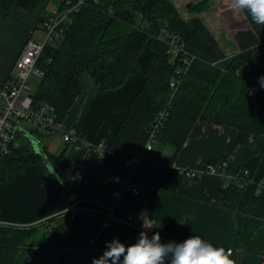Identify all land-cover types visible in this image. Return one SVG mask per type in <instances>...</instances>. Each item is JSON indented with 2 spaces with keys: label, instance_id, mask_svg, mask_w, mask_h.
<instances>
[{
  "label": "crops",
  "instance_id": "crops-1",
  "mask_svg": "<svg viewBox=\"0 0 264 264\" xmlns=\"http://www.w3.org/2000/svg\"><path fill=\"white\" fill-rule=\"evenodd\" d=\"M170 1L183 20L197 19L204 25L217 41L223 57L239 53L235 36L239 31L248 30L249 25L243 13L232 10L230 0ZM198 4H202V10L188 11V5ZM56 6L52 0H39L32 11L17 5L9 11L0 9V86L10 81L14 73L13 64L25 42L29 38H41V18ZM35 34L40 36L37 38ZM150 54L148 45H145L125 82L114 89L99 90L88 75L81 76V91L64 120L67 125L79 128L86 143L111 145L133 97L144 84V65ZM262 76L264 72L251 78V82L258 84ZM35 130L31 129L29 134L21 137V146L29 144L30 149L39 155L47 152L57 156L64 148L66 151L56 166L48 164L44 168L42 163L27 165L11 182L0 183V225L46 230L56 226L63 218L61 210L72 202L68 196L60 195V189L69 184L71 169L83 163L86 168L82 172L81 183L76 186L83 197L100 194L109 200H117L134 222L152 219L155 232L175 242L198 235L216 247L230 249L233 251L230 259L234 264H264V190L255 192L254 196L252 190L257 182H264V134L250 138L248 145H235V129L197 123L173 165L166 162L171 150L156 144L152 153L145 154L147 164L133 173L126 164L128 156L132 155L129 151L124 155L108 153L96 156L84 145L77 150L65 144L60 152L53 147L49 149L45 144L38 149L31 141ZM132 153L136 155L140 151ZM225 160L228 168L220 176L204 175L192 180L180 174V169L200 170L210 161L220 165ZM244 170L248 172V183L235 210L223 208L220 206L223 186L229 178ZM119 178H126L138 194L130 191L119 193ZM252 197H255L254 202ZM81 217L87 220L93 231L98 223L95 216L82 213ZM121 232L112 225L106 235L89 248L92 251L87 248L74 250L71 258L82 252L102 253L106 242L118 236L127 237L124 231Z\"/></svg>",
  "mask_w": 264,
  "mask_h": 264
},
{
  "label": "trees",
  "instance_id": "trees-1",
  "mask_svg": "<svg viewBox=\"0 0 264 264\" xmlns=\"http://www.w3.org/2000/svg\"><path fill=\"white\" fill-rule=\"evenodd\" d=\"M38 1L0 0V9L9 11L17 5L32 11ZM187 9L194 13L203 8L198 4L188 5ZM243 15L249 29L235 36L240 51L222 60L217 41L204 25L197 19L183 20L170 0H98L97 3L89 0L72 16V24L62 37L55 44L45 46L38 57L36 67L42 75L37 78L33 99L53 105L56 118L64 120L81 91L82 75H88L99 90L117 88L125 82L148 45L151 54L144 65V84L119 123L108 153L124 155L129 151L133 155L132 152L140 151L148 138L149 125L168 101V116L156 143L171 150L166 159L168 165L174 164L197 123L235 129L234 144L248 145L250 138L264 134V90H256L254 97L247 94L252 88L251 78L264 72V26ZM160 28L177 34L198 57L181 77L171 100L169 82L175 78V69L168 63L163 44L148 38L149 34L155 36ZM219 60L222 61L211 66ZM65 151L66 148L57 156L47 152L39 155L29 144L20 146L15 152L0 156V183L11 182L27 165L56 166ZM241 184V179L229 181L221 190L220 206L235 210L245 188ZM252 190L254 196L256 185ZM62 194L71 200L76 199L74 196L83 197L70 183L62 186ZM32 229L0 225V264H30L22 258L24 247L29 246L26 241L33 235ZM91 233L83 217L70 220L63 216L34 246L39 251H48L43 252L46 260L42 264H53L56 259V264H66L72 251L85 248L84 242Z\"/></svg>",
  "mask_w": 264,
  "mask_h": 264
},
{
  "label": "built area",
  "instance_id": "built-area-1",
  "mask_svg": "<svg viewBox=\"0 0 264 264\" xmlns=\"http://www.w3.org/2000/svg\"><path fill=\"white\" fill-rule=\"evenodd\" d=\"M52 1L56 2L57 6L45 12L39 24L42 37L39 40L29 38L25 42L13 64L14 73L11 75L10 81L0 86V156H7L18 150L21 146V137L29 134L31 129L40 130L47 136L58 135L63 143L71 145L77 150L84 145L96 156H104L108 153V147L104 143L94 145L86 143L77 126L67 125L65 120L57 119L53 105L45 101L36 102L33 99L30 79L32 77L40 78L42 75L36 67L38 57L45 46L55 44L62 37L65 29L72 24V16L89 0ZM91 1L98 2V0ZM148 38L163 44L168 63L175 69V78L169 82L171 92L169 100H171L178 89L181 77L189 71L198 57L187 49L185 42L177 34L166 29L160 28L155 36L149 34ZM224 59L226 58L223 57L222 60ZM222 60L211 63V66H216ZM256 90H264V87H261L260 83L252 84V88L247 93L248 96L254 97ZM169 108L170 101L157 113L149 125L148 138L140 153L127 158V167L133 173H137L141 167L147 164L144 159L145 154L153 152L157 137L167 119ZM85 168L83 163H79L71 169L69 183L78 186ZM227 168L226 160L220 165L208 162L200 170L180 169V174L184 178L197 180L204 175L220 176ZM234 179H241L240 186L244 187L248 183V172L244 170L236 173L229 178L223 189L228 186L230 180ZM255 185L257 193L264 190L263 181H259ZM117 191L119 193L130 191L134 195L138 194V191L130 185L126 178L117 180ZM82 213L95 216L94 218L98 222L88 240L90 247L97 244L112 225H116L127 234V238L135 241L139 238V233L145 230L142 227L144 222L154 225L153 220L149 218L138 223L134 222L133 217L119 205L117 200H109L100 194H91L72 200L70 205L61 210L60 215L68 216L70 220H73L75 217L81 216ZM147 231L149 237L156 233L154 226ZM160 236L162 243L173 241L168 236ZM225 251L233 253L230 249Z\"/></svg>",
  "mask_w": 264,
  "mask_h": 264
},
{
  "label": "clouds",
  "instance_id": "clouds-1",
  "mask_svg": "<svg viewBox=\"0 0 264 264\" xmlns=\"http://www.w3.org/2000/svg\"><path fill=\"white\" fill-rule=\"evenodd\" d=\"M230 5L234 12L244 13L254 24L264 26V0H230ZM259 83L264 87V76ZM142 227L145 230L135 243L126 245L118 238L106 242L104 251L93 258L92 264H234L230 252L198 235L179 243H162L159 232L149 237L147 230L153 228L150 222H144Z\"/></svg>",
  "mask_w": 264,
  "mask_h": 264
},
{
  "label": "rangeland",
  "instance_id": "rangeland-1",
  "mask_svg": "<svg viewBox=\"0 0 264 264\" xmlns=\"http://www.w3.org/2000/svg\"><path fill=\"white\" fill-rule=\"evenodd\" d=\"M55 5H53V6H55ZM41 34H42V32H41ZM35 36L38 38L40 35L35 34ZM38 82H39V80L36 77H32L30 79L32 90H35V88L38 85ZM31 141H32V145H36V147H38V149H40L41 144L42 145L45 144L49 149H52L51 147L55 148L56 152H60L62 150V148H64V145H65V143L62 142L60 136H58V135L47 136L45 133L41 132L40 130L33 131V133L31 134ZM35 154H39V152H35ZM31 228H34V229H32L33 235L30 238H28V240L26 241V243L29 246L24 247L25 255L23 256L22 259L24 260V262L29 261L30 264H41L45 260V257L42 254L43 251L36 250L39 248L35 247L34 245L41 238H43V234H45V232L47 230H46V228H41V227L40 228L24 227L23 229L31 230ZM90 251H92V250H90ZM62 253H65V252H62ZM74 253L75 252L72 251L71 255L67 257L66 264H92L93 258H98L102 254V253H98V252H82V253H80V255H75L76 257L71 258L72 254H74ZM57 255H56V258H57ZM56 262H57V259H56V261L53 262V264H56Z\"/></svg>",
  "mask_w": 264,
  "mask_h": 264
},
{
  "label": "water",
  "instance_id": "water-1",
  "mask_svg": "<svg viewBox=\"0 0 264 264\" xmlns=\"http://www.w3.org/2000/svg\"><path fill=\"white\" fill-rule=\"evenodd\" d=\"M118 239L123 242L126 245L134 243L131 239L124 237V236H118ZM85 248L89 249L90 245L88 243L85 244Z\"/></svg>",
  "mask_w": 264,
  "mask_h": 264
}]
</instances>
